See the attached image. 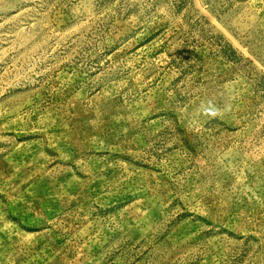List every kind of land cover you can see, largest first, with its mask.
Masks as SVG:
<instances>
[{"label":"rangeland","instance_id":"rangeland-1","mask_svg":"<svg viewBox=\"0 0 264 264\" xmlns=\"http://www.w3.org/2000/svg\"><path fill=\"white\" fill-rule=\"evenodd\" d=\"M0 264H264V0H0Z\"/></svg>","mask_w":264,"mask_h":264}]
</instances>
